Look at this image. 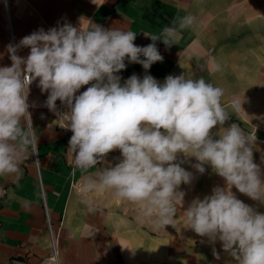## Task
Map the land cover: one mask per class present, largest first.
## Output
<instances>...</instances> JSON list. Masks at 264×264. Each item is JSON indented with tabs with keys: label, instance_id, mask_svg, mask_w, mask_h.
I'll return each instance as SVG.
<instances>
[{
	"label": "clouds",
	"instance_id": "obj_1",
	"mask_svg": "<svg viewBox=\"0 0 264 264\" xmlns=\"http://www.w3.org/2000/svg\"><path fill=\"white\" fill-rule=\"evenodd\" d=\"M195 22L189 14L175 17L159 34L144 32L152 41L147 46L134 44V31L97 24L85 29L83 20L80 27L65 23L33 32L18 45L9 44L11 66L0 67V176L22 175L20 165L29 149L37 150L28 96L30 85L38 80L41 92L48 93L45 103L50 111L56 112L57 100L68 108L57 115L67 120L65 128L73 133L68 149L76 169L87 174L80 191L81 202L90 210L88 197L111 192L116 199L138 205L142 219L151 220L154 228L175 227L177 204L184 196L177 189L192 179L181 167L185 161L176 163L177 156H192L198 161L192 167L203 174L204 165H210L226 187L214 188L203 200L194 199L183 212L186 227L212 244L220 241L236 264H264V213L231 191L235 187L264 204V180L253 162L256 136L237 123L224 127L230 118L222 104L224 90L185 74L169 75L163 84L151 75L140 79L133 74L123 85L116 75L126 68V59L146 72L163 62L156 42L168 48L178 44L182 30ZM21 47L30 49L26 58L17 55ZM242 103L233 99L230 107L239 112ZM217 126L218 139L212 134ZM117 149L119 163L90 173ZM6 194L0 186V197ZM213 255L220 259L215 248Z\"/></svg>",
	"mask_w": 264,
	"mask_h": 264
},
{
	"label": "crops",
	"instance_id": "obj_2",
	"mask_svg": "<svg viewBox=\"0 0 264 264\" xmlns=\"http://www.w3.org/2000/svg\"><path fill=\"white\" fill-rule=\"evenodd\" d=\"M189 14L196 22L182 30L178 44L168 48L156 42L163 62L154 63L146 72L142 65L126 59V68L116 74L121 85L133 74L140 79L151 75L160 84L169 75L203 77L224 90L222 104L230 114L224 127L237 123L251 134L264 120V0H0V67L11 66L9 44L18 45L40 29L47 32L65 23L80 27L83 20L85 29L97 24L134 31V44L147 46L152 41L144 32L159 34L175 17ZM29 53V48L21 47L17 55L26 58ZM90 86H82L83 91ZM45 96L38 82L30 87L28 103L38 139L39 169L30 148L20 165L22 175L0 176V186L7 192L0 197V264H47L52 252L48 219L60 264H236L220 241L212 244L186 227L183 212L191 202L212 195L216 187H226L224 178L210 165L205 164L201 174L192 167L198 163L195 157L178 154L176 163L185 161L181 167L192 179L177 189L184 196L177 204L175 227L154 228L151 220L142 219L138 205L116 199L111 192L88 197L90 210L81 202L80 191L87 174L76 169L68 149L71 136L57 127L55 112L45 107ZM233 99L243 100L239 112L230 107ZM219 130L220 126L212 129L216 139ZM257 134L264 136L263 131ZM252 152L264 180V145L255 141ZM121 160L120 151L114 150L90 173ZM231 191L264 213V204L235 187Z\"/></svg>",
	"mask_w": 264,
	"mask_h": 264
},
{
	"label": "built area",
	"instance_id": "obj_3",
	"mask_svg": "<svg viewBox=\"0 0 264 264\" xmlns=\"http://www.w3.org/2000/svg\"><path fill=\"white\" fill-rule=\"evenodd\" d=\"M37 81H34L30 87L32 85H34L35 83H37ZM83 92V88L81 87V89H79V91L76 93V95H79ZM47 97H48V93L46 92V96H45V102L47 100ZM45 107H46V103H45ZM68 111V108L66 105H63L59 100L56 101V118H57V127L63 131L64 133H66L67 135L69 136H72V132L65 128V126H67V120H61L59 119L57 113H63V112H67ZM258 131H263L264 132V120L260 121L258 124H257V127L255 128V130L251 133L252 135H255L256 136V142L264 145V136H260L257 134ZM34 158H35V165L37 167V169H39V160H38V157L36 155V153H34ZM39 181H40V187H41V190H42V193H45V188L40 180V174H39ZM46 213H47V216L49 217V214H48V209L46 207ZM48 230H49V233H50V238H51V247H52V252H51V255L49 257V261L47 264H60L59 263V252H58V248H57V243H56V240H55V237H54V234H53V231H52V226H51V223L48 219Z\"/></svg>",
	"mask_w": 264,
	"mask_h": 264
},
{
	"label": "rangeland",
	"instance_id": "obj_4",
	"mask_svg": "<svg viewBox=\"0 0 264 264\" xmlns=\"http://www.w3.org/2000/svg\"><path fill=\"white\" fill-rule=\"evenodd\" d=\"M11 38H12V37H11ZM11 38H10V39H11ZM10 42H11V41H10ZM1 52H2V49L0 48V55H1Z\"/></svg>",
	"mask_w": 264,
	"mask_h": 264
}]
</instances>
